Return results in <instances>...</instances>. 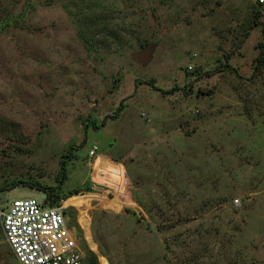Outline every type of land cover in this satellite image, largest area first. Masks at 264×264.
<instances>
[{
	"label": "rangeland",
	"instance_id": "rangeland-1",
	"mask_svg": "<svg viewBox=\"0 0 264 264\" xmlns=\"http://www.w3.org/2000/svg\"><path fill=\"white\" fill-rule=\"evenodd\" d=\"M7 16L0 210L43 200L33 182L60 185L61 197L81 190L50 202L98 264H264V11L252 0H0ZM150 42L141 67L131 54ZM0 264H18L1 228Z\"/></svg>",
	"mask_w": 264,
	"mask_h": 264
},
{
	"label": "built area",
	"instance_id": "built-area-1",
	"mask_svg": "<svg viewBox=\"0 0 264 264\" xmlns=\"http://www.w3.org/2000/svg\"><path fill=\"white\" fill-rule=\"evenodd\" d=\"M252 1L264 11V0ZM97 152L93 146L90 158ZM64 211L62 204L53 205L46 197L13 200L0 210L3 242L18 264H86L78 236Z\"/></svg>",
	"mask_w": 264,
	"mask_h": 264
},
{
	"label": "trees",
	"instance_id": "trees-1",
	"mask_svg": "<svg viewBox=\"0 0 264 264\" xmlns=\"http://www.w3.org/2000/svg\"><path fill=\"white\" fill-rule=\"evenodd\" d=\"M255 8L257 10H259L256 6H255ZM14 19L15 18H11L9 16H7L6 18L1 19L0 20V30H2L5 27H8L10 24H12ZM262 35H263V42L261 44L260 51H259L258 56H257L256 61H255V63H256V65L254 67L255 73H258L262 69V64H264V59H263L264 58V22H263V25H262ZM151 87L155 91L163 93V94L170 93V92H164L162 90H158V89L154 88V86H152V85H151ZM119 110H117V111H119ZM65 159H66V161H68V159H70V158H69V156H67V157H65ZM65 165H66L65 161L60 163V175H59L60 176V180L58 181V184H63V181L66 179ZM21 183L22 182H15V183L11 184L6 191H10V190L15 189V187L21 185ZM30 185H31L30 186L31 189H34V190L39 191V192H42L49 202L52 201V202L59 203L60 201L66 200V199H68V198H70V197H72V196H74V195H76V194L81 192V190H76V191H74L73 193H70L67 196L61 197L57 193V190H58L60 185H57V187H48V186H44V185H42V184H40L38 182H33ZM0 191H4V190H0ZM51 204H53V203H51ZM64 213L68 216L67 210H65ZM71 223L72 222H70V218H69L70 226H72ZM7 255H9V253H7ZM85 263L86 264H98L97 257L92 252L87 251V255L85 253Z\"/></svg>",
	"mask_w": 264,
	"mask_h": 264
},
{
	"label": "water",
	"instance_id": "water-1",
	"mask_svg": "<svg viewBox=\"0 0 264 264\" xmlns=\"http://www.w3.org/2000/svg\"><path fill=\"white\" fill-rule=\"evenodd\" d=\"M157 43L156 42H150L146 44L141 51L135 52L131 54V57L141 66L145 67L147 66L151 59L153 52L156 48Z\"/></svg>",
	"mask_w": 264,
	"mask_h": 264
},
{
	"label": "bare ground",
	"instance_id": "bare-ground-1",
	"mask_svg": "<svg viewBox=\"0 0 264 264\" xmlns=\"http://www.w3.org/2000/svg\"><path fill=\"white\" fill-rule=\"evenodd\" d=\"M102 261V260H101Z\"/></svg>",
	"mask_w": 264,
	"mask_h": 264
}]
</instances>
